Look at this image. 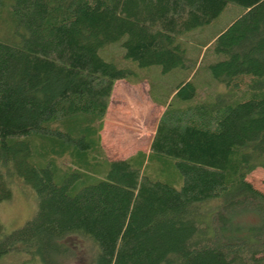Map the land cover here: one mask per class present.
<instances>
[{
  "label": "trees",
  "instance_id": "16d2710c",
  "mask_svg": "<svg viewBox=\"0 0 264 264\" xmlns=\"http://www.w3.org/2000/svg\"><path fill=\"white\" fill-rule=\"evenodd\" d=\"M6 1L19 42L0 40V202L20 180L36 209L0 229V257L64 264L73 236L90 264H264V194L247 181L264 170V0H0V15ZM228 5L241 13L190 62L179 37ZM115 43L137 69L193 71L146 155L172 163L178 187L147 176L146 156L104 157L113 85L137 78L99 56ZM201 67L224 92L196 100Z\"/></svg>",
  "mask_w": 264,
  "mask_h": 264
},
{
  "label": "rangeland",
  "instance_id": "374dc122",
  "mask_svg": "<svg viewBox=\"0 0 264 264\" xmlns=\"http://www.w3.org/2000/svg\"><path fill=\"white\" fill-rule=\"evenodd\" d=\"M8 4L9 2L6 1V6L0 15V40L8 43H18L19 36L15 34L13 23L8 16ZM240 13L241 9L239 7L228 5L210 24L197 28L191 32H187L179 37L178 42L185 50L186 56L190 62L199 60L201 53L204 50L203 46L209 45L212 39L215 38V36L221 31H223L235 18L239 16ZM201 47L203 48L202 52L200 51ZM98 54L103 60L113 62L117 66L131 68L133 71L139 70L135 68L136 66L134 63L123 59V50L119 43L110 44L101 48L98 51ZM189 70L190 69L184 71L188 72ZM146 71L145 80L148 82L151 90L150 97H156L159 101H162L164 97L169 94L171 88L175 86L177 81L179 82V80L182 78V75H186L184 74V71L179 70H174L170 72V74L168 73L163 75L160 74L158 67H150V69ZM129 78L133 80V76H130ZM205 78L209 79L210 75L206 69L201 67L198 70L197 75L192 80L193 82H196L199 88L196 100L204 99L209 95L215 97L216 93L225 91L221 86L215 85L210 81L204 82ZM142 109H144V107L139 103L137 105V110ZM154 116L155 115H153V117ZM132 127L133 126L130 125H123L121 127L122 132L120 133H122V135L117 137L119 138L118 143H122L126 146H129L132 143L133 135L131 134H133V132H130ZM146 133L147 131H145V135H143L144 137L149 136L146 135ZM104 136L105 135H103V138ZM106 137H109L108 140H112L113 142L111 149L107 150V156L104 155L107 160H117L119 158V160L128 159L130 163L136 164L138 157L131 159V157L128 156L109 154L110 151L119 152L115 149L118 145H114L116 141L113 135H106ZM35 143L38 144L36 141ZM143 144H145V141ZM56 164H58V167L61 169H65L68 166L67 157L57 160ZM143 166L144 173L155 180L170 184L174 187H178L181 183L180 177L172 163L163 165L155 157L146 156ZM247 181L255 189L264 194V170H254L249 174ZM9 192V198L0 202V229L3 234H8L11 231L20 228L26 221L32 218L36 209V204L31 189L28 186H25L20 180H13L12 182L10 181ZM64 242L72 249V252L74 253L73 257H71V259L64 264H90L93 250L88 242L73 236L68 237ZM26 259L27 256L21 252H9L0 257V264H23Z\"/></svg>",
  "mask_w": 264,
  "mask_h": 264
},
{
  "label": "crops",
  "instance_id": "0c3cea01",
  "mask_svg": "<svg viewBox=\"0 0 264 264\" xmlns=\"http://www.w3.org/2000/svg\"><path fill=\"white\" fill-rule=\"evenodd\" d=\"M202 50L203 48L201 47L200 51L202 52ZM148 69L150 68L134 70V74L137 77L136 79L119 80L113 85L105 115L102 119L101 130L99 131L100 147L105 156H107V150L111 149L113 144L112 140L109 141V137H106V135L114 136L116 141L114 145H118L115 149L119 151H110L109 154L128 156L131 158L135 156H146L149 152L150 142L159 116L175 93L176 86L179 83L190 80L193 73L191 70L188 72L179 70L184 71L186 75H182L179 82L177 81L175 86L171 88L169 94H167L162 101H159L156 97H150L151 90L148 82L145 80V72H147L146 70ZM168 73L170 74V72ZM139 103L144 109L137 110V105ZM153 115L155 116L153 117ZM122 124L133 126L132 130L130 129V132H133V134H131L133 135V140L129 146L118 143L119 138L117 137L122 135V133H120L122 132ZM145 131H147L146 135H149L148 137L143 136L145 135ZM103 135H105L104 138ZM144 141L145 144H143Z\"/></svg>",
  "mask_w": 264,
  "mask_h": 264
}]
</instances>
